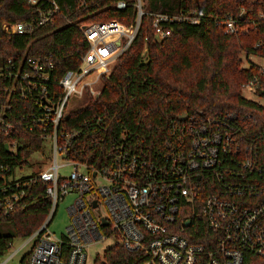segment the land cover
I'll return each mask as SVG.
<instances>
[{
	"label": "built area",
	"instance_id": "built-area-1",
	"mask_svg": "<svg viewBox=\"0 0 264 264\" xmlns=\"http://www.w3.org/2000/svg\"><path fill=\"white\" fill-rule=\"evenodd\" d=\"M87 1L82 0L81 7ZM49 2L51 7L41 12L38 21L5 24L4 30L30 34L53 22L60 7L54 0ZM134 5L136 21L131 26L117 20L80 25L88 51L79 67L62 77L52 76L51 57L27 58L18 65L13 60L0 63V77L10 82L0 112V137L16 152L19 142L13 137L18 132H39L42 145L49 143L53 149V162L38 173L51 209L30 237V264H86L87 247L109 237L131 253L145 254L142 264H244L248 252L264 257V152L239 141L233 114L205 119L185 114L161 146L126 134L119 139L94 136L84 142L81 137L90 122L80 128L66 125L69 113L87 96L100 95L94 86L133 44L145 15L152 16L159 39L170 37L175 23H198L194 12L147 13L143 0ZM116 7L125 9L127 3L119 1ZM223 30L227 35L243 31L233 17L223 22ZM254 85L250 82L245 90L254 92ZM13 99L27 102L19 117L11 112ZM78 146L106 148L104 158H96L99 163L79 159ZM59 156L72 167L68 176L60 174ZM7 184L0 178V192L5 194ZM72 195L70 224L58 237L50 225L60 202ZM100 208L103 213L96 216L94 211ZM7 209L12 210V204ZM198 209L210 233L206 243L195 242L199 237L191 217ZM14 255L0 264H8Z\"/></svg>",
	"mask_w": 264,
	"mask_h": 264
},
{
	"label": "trees",
	"instance_id": "trees-1",
	"mask_svg": "<svg viewBox=\"0 0 264 264\" xmlns=\"http://www.w3.org/2000/svg\"><path fill=\"white\" fill-rule=\"evenodd\" d=\"M54 1L60 12L53 22L37 26L30 34L13 35L4 30L5 24L38 21L41 12L51 7L50 2L0 0L1 64L51 57L55 62L52 76L59 78L67 70L77 69L88 51L80 25L117 20L131 26L136 21V0H88L86 7H81L82 0ZM119 1H125L127 8L118 9ZM143 8L147 13L194 12L198 23H175L172 35L159 39L152 16L145 15L133 44L102 76L100 95L88 96L69 113L66 125L80 128L90 122L81 137L84 142L94 136L119 139L126 134L147 145L161 146L171 135L172 125L182 124L179 117L185 114L201 119L233 114L232 123L240 129L239 141L254 144L263 153L264 106L246 98L243 91L254 82V95L264 98V67L248 60L251 56L264 60V0H143ZM228 17L237 19L243 31L224 34L223 22ZM244 55L248 67H244ZM9 84L0 77V112ZM11 103L16 117L25 112L27 102L13 99ZM13 139L19 142L16 152L7 151L8 140L0 137V178L9 185L5 194L0 192V230L9 228L0 232V261L16 239L30 238L40 229L51 209L38 173L16 177L17 170L43 151L40 133L22 130ZM88 148L78 146L77 157L89 163L104 158L106 148ZM9 203L12 210H6ZM191 218L198 231L195 242L206 243L210 233L201 211ZM31 254L32 248L19 264H30ZM146 259L145 254L131 253L117 241L97 255L95 264H142ZM244 264H264V257L248 252Z\"/></svg>",
	"mask_w": 264,
	"mask_h": 264
},
{
	"label": "rangeland",
	"instance_id": "rangeland-1",
	"mask_svg": "<svg viewBox=\"0 0 264 264\" xmlns=\"http://www.w3.org/2000/svg\"><path fill=\"white\" fill-rule=\"evenodd\" d=\"M244 58V67L249 66V61L256 63V64H264V60L261 58H258L256 56H251L248 60L246 59V56H243ZM101 87L102 83L101 81L99 84L94 86V90L101 93ZM244 96L254 102H257L264 106V98H260L254 93L249 92L247 90L243 91ZM88 97V96H87ZM87 101L84 100V102ZM43 151L35 153L30 159H29V165L16 171V177L21 178L24 176L31 175L33 173H40L43 170L47 169L51 163L53 162V149L49 145V143L43 144ZM58 164L61 165L60 174L61 176L65 177L70 174L72 171V167L66 166V161L59 156L58 157ZM75 199V195L68 196L64 201L60 202L58 206L57 213L55 215L54 220L52 221L50 225V230L53 232L56 236L60 237L66 233V229L70 224V216L68 212L69 206L73 203ZM95 215L98 216V214L103 213V209L100 208L99 210L94 211ZM8 226H3V228L0 230V232H8L7 228ZM3 230V231H2ZM10 231V230H9ZM115 237H109L105 239L104 241L95 243L93 245H90L86 249L87 253V262L86 264H95V259L98 254H102L104 250L107 248L114 246L116 244ZM33 245V241H30V238H18L14 241L13 245L11 246L8 254L4 257L3 261L8 259L11 255L15 254L12 260L8 264H19L21 259L25 254H27L31 247ZM17 252V253H15Z\"/></svg>",
	"mask_w": 264,
	"mask_h": 264
},
{
	"label": "water",
	"instance_id": "water-1",
	"mask_svg": "<svg viewBox=\"0 0 264 264\" xmlns=\"http://www.w3.org/2000/svg\"><path fill=\"white\" fill-rule=\"evenodd\" d=\"M185 118H186V115H183L181 117L182 120H185ZM5 146H6L7 151H10L9 146L7 144ZM94 206L96 207V204ZM103 225H106V223H104ZM187 225H190V221L187 222Z\"/></svg>",
	"mask_w": 264,
	"mask_h": 264
},
{
	"label": "crops",
	"instance_id": "crops-1",
	"mask_svg": "<svg viewBox=\"0 0 264 264\" xmlns=\"http://www.w3.org/2000/svg\"><path fill=\"white\" fill-rule=\"evenodd\" d=\"M32 248V247H31ZM31 250V249H30ZM30 252V251H29ZM15 253H17V252H15Z\"/></svg>",
	"mask_w": 264,
	"mask_h": 264
}]
</instances>
